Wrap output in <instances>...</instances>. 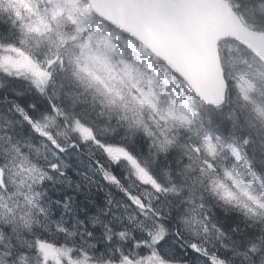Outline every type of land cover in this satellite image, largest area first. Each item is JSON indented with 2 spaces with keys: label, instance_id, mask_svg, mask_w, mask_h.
<instances>
[{
  "label": "snow or ice",
  "instance_id": "obj_1",
  "mask_svg": "<svg viewBox=\"0 0 264 264\" xmlns=\"http://www.w3.org/2000/svg\"><path fill=\"white\" fill-rule=\"evenodd\" d=\"M117 2L0 0V264H264V55L242 44L257 78L221 61L210 98ZM233 13L264 37V0Z\"/></svg>",
  "mask_w": 264,
  "mask_h": 264
},
{
  "label": "bare ground",
  "instance_id": "obj_2",
  "mask_svg": "<svg viewBox=\"0 0 264 264\" xmlns=\"http://www.w3.org/2000/svg\"><path fill=\"white\" fill-rule=\"evenodd\" d=\"M114 4L115 3L102 4L101 10L107 16L115 20ZM136 6L137 8L134 7L131 11L129 21H127L125 26L138 32L153 30L167 17V14L171 11H195L202 13L207 18L209 28L214 30L219 35V37H221V39L223 38L224 40L225 35V37L229 40L225 44L224 41H219V44L223 49V55L228 61L230 58L234 61H239V59H241L243 56L237 46L234 45L235 43L243 48L245 52H247V50L241 46L242 44H247L248 47H251L255 52L260 51L264 47V37L252 35L253 44L246 40L245 34L247 31L239 27L237 24V19L233 13V9L237 5L232 0H187V2L182 6L173 9H162L151 4L136 3ZM141 8H143V10ZM224 23L227 24L228 27H224ZM195 59V55H189L187 57L188 65L186 68L181 67L179 60H174L173 62L176 64L177 68L182 72V74H184L191 81L192 84L199 87L206 94H208L210 98H212L211 87L208 81L200 75L195 64ZM247 60L253 63L256 68L258 67L254 57L251 56V58ZM239 62L243 63V61ZM144 71L151 74V72H148L147 70ZM245 73H247V70H245Z\"/></svg>",
  "mask_w": 264,
  "mask_h": 264
},
{
  "label": "water",
  "instance_id": "obj_3",
  "mask_svg": "<svg viewBox=\"0 0 264 264\" xmlns=\"http://www.w3.org/2000/svg\"><path fill=\"white\" fill-rule=\"evenodd\" d=\"M135 7L137 8L136 5ZM167 16L175 19L155 29L151 35H143L140 32L147 45L167 56L172 52L176 53L177 50L189 47V52L195 51L200 54L199 64L206 70L214 72L218 64L214 56L213 36L205 30V27H209L206 16L196 14L195 11H171ZM204 44L208 47L207 59H204L201 51ZM183 58L185 55L177 54L174 60Z\"/></svg>",
  "mask_w": 264,
  "mask_h": 264
},
{
  "label": "rangeland",
  "instance_id": "obj_4",
  "mask_svg": "<svg viewBox=\"0 0 264 264\" xmlns=\"http://www.w3.org/2000/svg\"><path fill=\"white\" fill-rule=\"evenodd\" d=\"M134 66L139 70V72L145 74L146 76L151 75V74L144 71L147 69V67L145 69H143L142 66H139V65H134ZM88 67H89L90 71H92L93 73H95L98 76L104 77V76L108 75L106 68H105L104 61L100 57L95 58L93 60H89L88 61ZM255 69H256V67L254 66V68L252 70H247V73L251 72ZM120 78H123L125 81L127 80L126 77H123L122 73L118 74V78L115 81H113V83L115 84V86L117 88L121 87ZM247 78L255 80L257 78L256 77V71L254 72V74H250ZM262 92H264L263 89H261V91L259 93H262ZM257 104L260 105L261 107H264V95H262V94L259 95V98L257 100Z\"/></svg>",
  "mask_w": 264,
  "mask_h": 264
},
{
  "label": "trees",
  "instance_id": "obj_5",
  "mask_svg": "<svg viewBox=\"0 0 264 264\" xmlns=\"http://www.w3.org/2000/svg\"><path fill=\"white\" fill-rule=\"evenodd\" d=\"M236 5H239L241 3V0H232ZM103 29V26H101ZM105 32L107 31L106 29H103ZM235 46H237V48L239 49L240 53H242V57L241 59H239V61H244L245 59H249L251 58V55L248 52H245V50L243 48H241L240 46H238V44H234ZM121 51H123V57L126 58L127 60H129L131 63H133V65H139L142 66L143 69H145L147 66L146 64L148 63L147 57H142L140 59H136V58H130V53H128L126 50L123 49V47L121 48ZM229 61H234L230 58ZM256 62V61H255ZM258 64V62H256ZM148 72H151L150 69L147 67L146 69Z\"/></svg>",
  "mask_w": 264,
  "mask_h": 264
}]
</instances>
